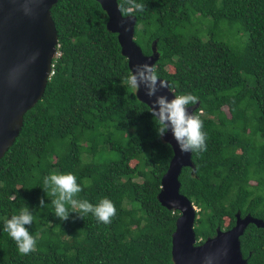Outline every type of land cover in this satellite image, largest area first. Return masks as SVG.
I'll return each mask as SVG.
<instances>
[{
    "label": "trees",
    "instance_id": "obj_1",
    "mask_svg": "<svg viewBox=\"0 0 264 264\" xmlns=\"http://www.w3.org/2000/svg\"><path fill=\"white\" fill-rule=\"evenodd\" d=\"M136 2L146 7L131 13L134 39L145 54L156 40L158 77L175 95L198 97L206 151L191 152L195 170L179 175L180 192L197 209V243L232 227L237 212L264 220V0ZM118 4L127 9L131 0ZM51 16L52 73L0 158V264H173L179 212L157 198L173 152L126 83L117 34L96 0H57ZM238 33L245 39L232 41ZM53 172L77 177L75 199H110L111 222L81 218L71 204L69 218H58L43 184ZM25 205L34 217L25 227L37 241L27 255L4 231ZM240 248L246 264H264V228L249 223Z\"/></svg>",
    "mask_w": 264,
    "mask_h": 264
},
{
    "label": "water",
    "instance_id": "obj_2",
    "mask_svg": "<svg viewBox=\"0 0 264 264\" xmlns=\"http://www.w3.org/2000/svg\"><path fill=\"white\" fill-rule=\"evenodd\" d=\"M107 15L106 29L117 34L120 51L127 59L129 70L134 65L154 66L159 58L156 40L152 51L145 54L134 39L136 18L122 17L118 0H96ZM57 0H0V158L14 143L27 110L42 97L52 73V59L58 45L57 30L51 7ZM28 3L31 12L22 5ZM127 26L125 31L124 26ZM159 79H163L158 77ZM167 81V80H166ZM157 94L169 99L174 92L169 87ZM138 100L149 108L155 97L145 95L143 85L135 92ZM150 105V106H149ZM199 102L189 106L191 113ZM163 140L171 146L172 157L161 177L157 198L167 209L179 212L171 238L173 264H246L240 248V236L249 223L264 228V220L250 214H235V223L228 229H216L214 236L197 243L194 231L196 207L180 192L179 175L183 167L195 170L191 152H181L169 129Z\"/></svg>",
    "mask_w": 264,
    "mask_h": 264
},
{
    "label": "clouds",
    "instance_id": "obj_3",
    "mask_svg": "<svg viewBox=\"0 0 264 264\" xmlns=\"http://www.w3.org/2000/svg\"><path fill=\"white\" fill-rule=\"evenodd\" d=\"M25 13H30L31 8L28 3L22 5ZM146 5L131 0V6L125 9L120 5L122 17H129L133 10L144 11ZM123 25V21H121ZM125 31L127 26L123 25ZM128 73L126 83L137 92L141 85L145 90V95L149 98L155 97L150 106V112L154 120L158 136L163 137L170 129L181 152H203L206 151L207 134L201 131L202 121L199 115L190 113L187 109L195 105L198 97L192 93L173 95L169 99L164 94H157L161 89L167 88L166 80L159 79L156 68L149 63H139L133 66ZM44 191L51 197V204L54 206L55 215L61 220L69 218V210L66 205L71 204L74 209L79 210V215L83 218L89 213L93 214L99 221L109 224L111 218L116 214L113 202L104 197L97 204L90 203L87 199H75L82 191L77 183V177L72 173H50L43 179ZM40 207H45L43 198L39 200ZM76 212V211H74ZM34 217L27 205L19 210L18 214H13L10 219L4 221V231L16 242L19 253L27 255L36 248V239L30 234L25 225H31Z\"/></svg>",
    "mask_w": 264,
    "mask_h": 264
},
{
    "label": "rangeland",
    "instance_id": "obj_4",
    "mask_svg": "<svg viewBox=\"0 0 264 264\" xmlns=\"http://www.w3.org/2000/svg\"><path fill=\"white\" fill-rule=\"evenodd\" d=\"M225 32L228 34V32H229V28H226L225 29ZM231 39H232V41H242V40H244L245 38H241L240 36H239V33L238 34H236L235 36H232L231 37Z\"/></svg>",
    "mask_w": 264,
    "mask_h": 264
}]
</instances>
